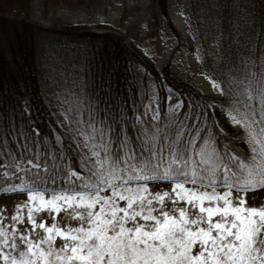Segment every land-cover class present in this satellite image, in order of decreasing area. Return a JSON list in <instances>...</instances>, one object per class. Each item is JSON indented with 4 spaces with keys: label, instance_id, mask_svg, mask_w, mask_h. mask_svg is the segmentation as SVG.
<instances>
[{
    "label": "trees",
    "instance_id": "1",
    "mask_svg": "<svg viewBox=\"0 0 264 264\" xmlns=\"http://www.w3.org/2000/svg\"><path fill=\"white\" fill-rule=\"evenodd\" d=\"M237 2L221 0L216 8L219 34L208 44L218 47L201 59L199 67L201 74L220 86L221 98L205 95L180 77L171 60L157 71L113 32L72 30L73 26L68 25L66 32L55 33L59 36L73 31L78 42L73 44L81 43L85 50L80 54L79 84L85 86L82 94L87 130L101 159L107 153L135 164L151 156L155 163L162 150L167 162L169 149L177 142V132L182 134V146L195 140L196 151L202 144L197 139L200 133L203 137L212 135L221 154L227 151L245 160L252 155L245 130L221 127L229 113L240 116L244 109H254L259 118V101L264 92V0ZM154 4L166 18L167 29H173L168 0H154ZM237 5L242 6L241 10ZM53 32L30 20L0 13V195L6 187L20 184L19 177L34 179L29 159L42 165L48 193L65 186L69 169L87 177L88 167L94 162L91 152L86 151L91 145L83 144L62 125L46 96L48 87L60 80L44 84L38 48ZM139 65L153 80L160 113L157 122L147 113L150 89L146 80H140ZM169 99L181 106L179 112L166 110ZM194 159L198 161L199 157ZM19 162L26 163L32 172L25 176L11 166ZM121 167L127 169L123 163ZM5 171L9 173L7 177Z\"/></svg>",
    "mask_w": 264,
    "mask_h": 264
},
{
    "label": "snow or ice",
    "instance_id": "2",
    "mask_svg": "<svg viewBox=\"0 0 264 264\" xmlns=\"http://www.w3.org/2000/svg\"><path fill=\"white\" fill-rule=\"evenodd\" d=\"M212 84L219 89L215 81ZM259 103V118L254 109L243 114V120L229 113L232 123L245 130L252 153L247 160L227 151L221 154L212 135L197 133L202 140L199 151L195 140L182 146V134L177 132L167 162L162 150L155 163L150 156L135 164L107 153L100 159L93 151L98 159L91 167L85 164L89 175L69 169L65 186L53 188L50 195L40 163L27 161L34 172L13 163L25 176L32 172L34 179L19 177L21 183L6 187L4 193L27 194L34 205L27 212L31 230L43 229L47 237L36 243L22 231L17 244L16 234L9 238L0 223V260L4 264H264V206H247L243 196L264 188V92ZM164 182L174 187L149 192V183ZM189 183L192 188L185 187ZM42 209L54 221L53 213L63 211L60 223L64 227L56 222L47 226L45 219L37 221L33 211ZM18 219L19 210L12 217Z\"/></svg>",
    "mask_w": 264,
    "mask_h": 264
},
{
    "label": "rangeland",
    "instance_id": "3",
    "mask_svg": "<svg viewBox=\"0 0 264 264\" xmlns=\"http://www.w3.org/2000/svg\"><path fill=\"white\" fill-rule=\"evenodd\" d=\"M236 1L240 4L241 0ZM220 3L221 0H168L169 16L175 30L167 29V20L154 4V0H0V13L13 19H27L45 29L54 30L52 37L43 39L38 48V59L44 84L60 80L48 87L46 96L63 126L83 144L91 145L90 148H86V151H90L91 158L96 161L98 157L93 156L92 152L99 153V151L97 146L93 145L92 137L90 140V132L87 130L84 117L85 96L82 93L85 86L82 87L79 84L82 78L78 72L81 66H79L81 64L80 54L82 55L85 50L81 43L79 46L73 44L78 43L75 42L73 31L70 34L65 33L59 36L55 33L66 32L68 25L73 26L72 30L113 32L123 38L129 50L139 54L157 71H160L171 60L172 68L180 77L196 85L206 95L222 97L220 89L214 88L212 81L199 72L201 59L218 47V45L208 43L218 38L220 20L216 8L220 6ZM236 7L237 10L242 8L241 5ZM138 71L140 80H146L147 87L150 89L147 113L153 122H157L160 113L152 77L146 74L147 71L142 65L138 66ZM69 81L72 85L68 87L66 83H70ZM45 87L47 88V85ZM165 105L168 112L172 110L179 112L181 108L176 105L174 99L167 100ZM249 112L247 109L241 110L240 116L236 118L243 120V114ZM229 126L237 131L244 130L241 124H233L228 116L224 122H221V127L226 129ZM99 158L101 159V156ZM18 164L21 168H27L24 162ZM127 174H129L128 171L125 175ZM172 187L174 186L169 183H150L149 192L170 191ZM185 187L192 188L193 185L186 184ZM218 191L223 192L224 189L221 188ZM108 194L110 195V192ZM171 194L175 196V193ZM232 195L235 196V192ZM243 196L247 206H264V188L249 191ZM165 201L168 204L167 198ZM119 203L124 204L123 201ZM180 203L191 210V206L186 202ZM17 205H22V207L18 209ZM33 207L26 193H7L0 197V223L4 229L8 230L9 238L13 233L16 234L17 244H20L18 237L22 231H27L28 238L36 243L47 237L43 229L31 230L27 212ZM168 208H171L170 204ZM18 210L21 219L13 221L12 217L17 214ZM63 215V211L53 213L54 221L52 216L48 215L47 210L33 211V216L37 221L45 219L47 226L56 222L60 227H64L60 223ZM76 223L75 220L71 221L73 226H76ZM55 244L57 247L61 244L59 237L56 238ZM43 247L46 248L47 245ZM3 250L11 251V249ZM13 254L16 253L13 252ZM0 264L4 262L0 260Z\"/></svg>",
    "mask_w": 264,
    "mask_h": 264
}]
</instances>
